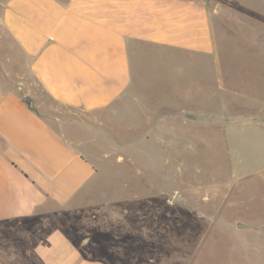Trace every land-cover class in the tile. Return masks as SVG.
I'll list each match as a JSON object with an SVG mask.
<instances>
[{"label":"crops","instance_id":"0c3cea01","mask_svg":"<svg viewBox=\"0 0 264 264\" xmlns=\"http://www.w3.org/2000/svg\"><path fill=\"white\" fill-rule=\"evenodd\" d=\"M232 39L255 58L241 66L240 83L232 66L216 64ZM263 50L264 0L0 1V264H136L99 250L102 241L129 246L103 227L125 208L82 207L99 182L97 145L119 146L116 136L127 135L131 152L152 134L162 145L203 125L222 133L231 153L246 138L263 139L238 177L262 189L259 222L237 229L264 240ZM150 56L160 59L155 113L132 66ZM222 186L209 206L214 227L221 198L234 191L232 181Z\"/></svg>","mask_w":264,"mask_h":264},{"label":"rangeland","instance_id":"374dc122","mask_svg":"<svg viewBox=\"0 0 264 264\" xmlns=\"http://www.w3.org/2000/svg\"><path fill=\"white\" fill-rule=\"evenodd\" d=\"M236 44L232 39L226 50H219L216 64L233 67V78L240 83L242 80L237 75L241 66H251L255 58L246 56ZM258 58L264 67V50ZM132 59L135 82L141 85L147 82L142 86V93L148 98L149 113H155L160 108L155 101L160 91V59L154 56L139 62L138 58ZM146 63L152 67L144 74ZM262 74L264 79V71ZM244 84L250 86L251 82L245 80ZM155 117L159 116H154L153 121ZM154 131L152 129V133ZM117 137L119 146L101 140L95 152L97 158H90L96 165L99 182L94 188L95 198L82 206L95 208L111 202L125 208L123 214L107 216L103 227L108 237L124 238V244L129 238V246L107 247L102 241L98 249L104 255L136 264H181L175 262L176 258H190V262L184 264H264V240L252 230L237 229L241 221L255 226L259 222L262 189L256 183L250 185L238 177L244 171L241 162L252 163L253 152L263 139L246 138L245 144L238 145L231 153L226 137L203 125L176 130L163 139L162 145L159 136L152 134L148 136V143L137 144L129 152L127 135ZM230 154H234L233 161ZM237 162L241 169L231 166ZM232 169L235 172L231 175ZM231 181L234 191L221 198L222 213L217 216L220 226L214 227L209 222L213 219L212 214L209 215V206L215 188L221 184V191H224L222 185ZM135 194L140 198L133 200ZM177 194L181 196L183 206L173 203ZM129 207L131 212L127 211ZM141 216L145 217L144 221H140ZM133 227L132 237L130 229ZM89 228L95 231L94 227ZM258 243H261V251L256 252L250 245Z\"/></svg>","mask_w":264,"mask_h":264},{"label":"water","instance_id":"95a60500","mask_svg":"<svg viewBox=\"0 0 264 264\" xmlns=\"http://www.w3.org/2000/svg\"><path fill=\"white\" fill-rule=\"evenodd\" d=\"M23 102L26 104V106L29 108V109H34V106H33V101H32V98L30 96H26L24 99H23ZM173 203L174 204H178V205H181L183 206V203L181 202V196L179 194H177L174 199H173ZM247 226L245 224H241L239 223L238 224V228L242 229V228H246Z\"/></svg>","mask_w":264,"mask_h":264}]
</instances>
